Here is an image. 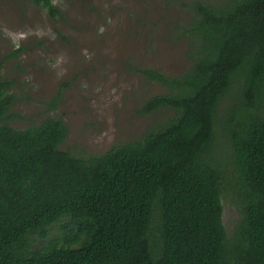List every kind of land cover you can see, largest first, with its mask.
Returning <instances> with one entry per match:
<instances>
[{"label": "trees", "instance_id": "1", "mask_svg": "<svg viewBox=\"0 0 264 264\" xmlns=\"http://www.w3.org/2000/svg\"><path fill=\"white\" fill-rule=\"evenodd\" d=\"M184 6L189 66L137 69L164 88L138 112L170 115L97 155L62 149L60 118L14 127L0 62V264H264V0ZM224 188L239 205L232 237Z\"/></svg>", "mask_w": 264, "mask_h": 264}, {"label": "rangeland", "instance_id": "2", "mask_svg": "<svg viewBox=\"0 0 264 264\" xmlns=\"http://www.w3.org/2000/svg\"><path fill=\"white\" fill-rule=\"evenodd\" d=\"M188 1L53 0L60 15L51 17L31 0H0L1 70L16 95L10 123L60 118L67 127L60 147L83 157L138 139L170 112H138L164 88L137 69L175 76L189 66L181 28L190 18ZM231 101L224 100L222 112ZM223 133L216 153L228 159ZM224 189L222 220L232 237L239 205Z\"/></svg>", "mask_w": 264, "mask_h": 264}]
</instances>
